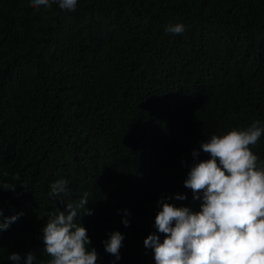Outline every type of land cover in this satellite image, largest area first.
<instances>
[{"label": "trees", "instance_id": "obj_1", "mask_svg": "<svg viewBox=\"0 0 264 264\" xmlns=\"http://www.w3.org/2000/svg\"><path fill=\"white\" fill-rule=\"evenodd\" d=\"M253 120L264 122V0H78L73 11L0 0V182L18 184L0 190V209L23 212L0 232V264L51 258L41 228L64 208L49 194L60 178L62 198L88 194L80 222L98 264H112V230L125 234L116 264H154L143 241L157 200L185 193L171 202L199 209L183 185L191 150ZM249 147L264 161V133Z\"/></svg>", "mask_w": 264, "mask_h": 264}, {"label": "clouds", "instance_id": "obj_2", "mask_svg": "<svg viewBox=\"0 0 264 264\" xmlns=\"http://www.w3.org/2000/svg\"><path fill=\"white\" fill-rule=\"evenodd\" d=\"M39 7L56 3L62 10H75L78 0H30ZM182 23H168L165 31L179 34ZM264 133V122L253 120L244 128H231L222 134H212L192 149V161L183 185L191 189L192 198L199 200L193 211L184 204L185 193L161 196L154 216L155 231L143 241L152 250L154 264H264V161H259L250 145H255ZM208 154L199 159L200 152ZM18 184L0 182V190L15 189ZM67 182L60 178L51 182L50 195L56 196L63 210L56 207L41 228L43 251L51 257L46 264H98V253L90 246L87 229L80 222L88 194L79 200L62 198L67 194ZM84 208L83 214H80ZM120 211V210H118ZM122 224L130 220L128 209L122 210ZM23 212L5 215L0 209V232L7 230ZM77 218L78 222H77ZM160 234H163L161 237ZM125 234L112 230L102 241L104 250L113 256L112 264L121 258L120 249ZM33 251L11 252L12 264H35Z\"/></svg>", "mask_w": 264, "mask_h": 264}]
</instances>
